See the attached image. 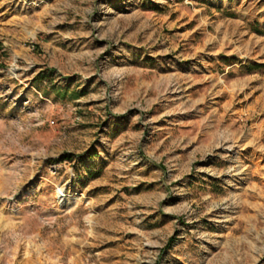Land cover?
Instances as JSON below:
<instances>
[{
  "label": "rangeland",
  "instance_id": "obj_1",
  "mask_svg": "<svg viewBox=\"0 0 264 264\" xmlns=\"http://www.w3.org/2000/svg\"><path fill=\"white\" fill-rule=\"evenodd\" d=\"M0 264H264V0H0Z\"/></svg>",
  "mask_w": 264,
  "mask_h": 264
}]
</instances>
